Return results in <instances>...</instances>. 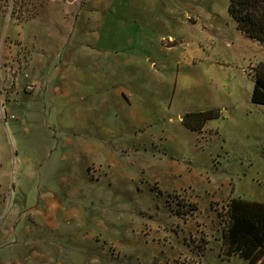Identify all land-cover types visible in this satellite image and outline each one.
<instances>
[{"label": "rangeland", "instance_id": "374dc122", "mask_svg": "<svg viewBox=\"0 0 264 264\" xmlns=\"http://www.w3.org/2000/svg\"><path fill=\"white\" fill-rule=\"evenodd\" d=\"M228 3L0 12V264H248L222 239L231 197L264 202V44Z\"/></svg>", "mask_w": 264, "mask_h": 264}, {"label": "trees", "instance_id": "16d2710c", "mask_svg": "<svg viewBox=\"0 0 264 264\" xmlns=\"http://www.w3.org/2000/svg\"><path fill=\"white\" fill-rule=\"evenodd\" d=\"M48 0H0V12L10 13L18 22L36 17ZM11 8L9 9V7ZM228 10L240 30L264 44V0H229ZM254 87L251 101L264 104V61L253 67ZM219 108L189 111L182 115L185 127L202 132L207 122L220 118ZM222 251L239 255L248 264H264V202L231 197L224 214Z\"/></svg>", "mask_w": 264, "mask_h": 264}, {"label": "crops", "instance_id": "0c3cea01", "mask_svg": "<svg viewBox=\"0 0 264 264\" xmlns=\"http://www.w3.org/2000/svg\"><path fill=\"white\" fill-rule=\"evenodd\" d=\"M88 1H91V0H88ZM96 1V0H95ZM181 119H182V113H181V115H180V121H181ZM181 123H182V121H181ZM185 127V126H184ZM185 151V150H184ZM185 154H186V152H185ZM184 156H186V155H184Z\"/></svg>", "mask_w": 264, "mask_h": 264}, {"label": "built area", "instance_id": "2783aa9c", "mask_svg": "<svg viewBox=\"0 0 264 264\" xmlns=\"http://www.w3.org/2000/svg\"><path fill=\"white\" fill-rule=\"evenodd\" d=\"M29 87H31V85Z\"/></svg>", "mask_w": 264, "mask_h": 264}]
</instances>
